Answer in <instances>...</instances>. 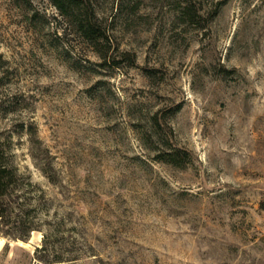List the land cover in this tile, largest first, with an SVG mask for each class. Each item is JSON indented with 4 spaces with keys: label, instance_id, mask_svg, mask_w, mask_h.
Returning a JSON list of instances; mask_svg holds the SVG:
<instances>
[{
    "label": "rangeland",
    "instance_id": "rangeland-1",
    "mask_svg": "<svg viewBox=\"0 0 264 264\" xmlns=\"http://www.w3.org/2000/svg\"><path fill=\"white\" fill-rule=\"evenodd\" d=\"M70 2L0 0V264H264V0Z\"/></svg>",
    "mask_w": 264,
    "mask_h": 264
},
{
    "label": "trees",
    "instance_id": "trees-1",
    "mask_svg": "<svg viewBox=\"0 0 264 264\" xmlns=\"http://www.w3.org/2000/svg\"><path fill=\"white\" fill-rule=\"evenodd\" d=\"M58 10L62 13H67L65 8L68 4H75L73 2L69 3V0H51ZM78 32L89 41V43L96 45L97 40L101 37L99 30L95 27L91 20H87L86 17L83 18L76 16L75 19ZM182 159L178 154H170L164 159L166 162L174 165H178L179 161ZM19 175L17 168L12 164L11 157L9 155V146L0 141V237L4 239L12 240H29V235L32 231H35V227L31 225L23 224L21 231L19 233H14L8 228L9 225V214L8 210L10 208L9 199L16 193L18 188ZM19 198V197H18ZM9 244L6 243L4 250L6 251Z\"/></svg>",
    "mask_w": 264,
    "mask_h": 264
},
{
    "label": "crops",
    "instance_id": "crops-1",
    "mask_svg": "<svg viewBox=\"0 0 264 264\" xmlns=\"http://www.w3.org/2000/svg\"><path fill=\"white\" fill-rule=\"evenodd\" d=\"M4 246V240H2V238H0V250L1 248Z\"/></svg>",
    "mask_w": 264,
    "mask_h": 264
},
{
    "label": "bare ground",
    "instance_id": "bare-ground-1",
    "mask_svg": "<svg viewBox=\"0 0 264 264\" xmlns=\"http://www.w3.org/2000/svg\"><path fill=\"white\" fill-rule=\"evenodd\" d=\"M3 240V239H2Z\"/></svg>",
    "mask_w": 264,
    "mask_h": 264
}]
</instances>
